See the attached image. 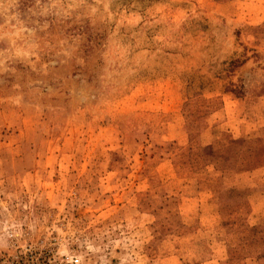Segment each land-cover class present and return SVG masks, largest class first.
Segmentation results:
<instances>
[{
  "label": "rangeland",
  "instance_id": "rangeland-1",
  "mask_svg": "<svg viewBox=\"0 0 264 264\" xmlns=\"http://www.w3.org/2000/svg\"><path fill=\"white\" fill-rule=\"evenodd\" d=\"M0 264H264V0H0Z\"/></svg>",
  "mask_w": 264,
  "mask_h": 264
}]
</instances>
